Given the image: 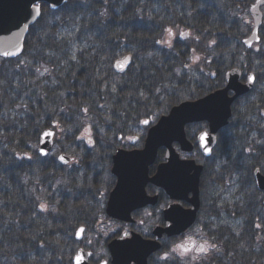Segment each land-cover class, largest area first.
<instances>
[{"label": "trees", "instance_id": "trees-1", "mask_svg": "<svg viewBox=\"0 0 264 264\" xmlns=\"http://www.w3.org/2000/svg\"><path fill=\"white\" fill-rule=\"evenodd\" d=\"M254 1L45 5L23 53L0 64V264H73L66 217L79 196L94 213L93 192L109 175L115 151L131 147L133 136L142 141L145 120L153 124L181 101L223 86L233 67L254 73L255 86L234 102L219 135L223 151L206 173L218 191L230 184L229 206L221 208L242 222L219 213L214 204L221 199L206 197L207 212L216 213L208 228L221 238L230 264H263L264 192L255 187L253 170L264 171V143L258 142L264 141V19L259 41L244 44ZM47 128L57 131L56 142L75 164L39 155Z\"/></svg>", "mask_w": 264, "mask_h": 264}, {"label": "water", "instance_id": "water-1", "mask_svg": "<svg viewBox=\"0 0 264 264\" xmlns=\"http://www.w3.org/2000/svg\"><path fill=\"white\" fill-rule=\"evenodd\" d=\"M40 2L49 3L53 8H57L65 0H0V56L16 57L22 53L24 47L23 42L28 33L29 26L41 15H37L36 13V5ZM260 3H264V0H259V3L252 9V14L256 18V21H259L260 17L258 11ZM253 39H256L255 34L250 40L246 41L247 45H250ZM240 76V70H233L228 73L230 85L225 89L216 91L197 101L184 102L174 107L168 116L162 117L158 124L150 129L143 150L133 152L119 151L114 156L113 173L118 177V184L112 193L111 207L113 200L123 191L128 192L131 189H135L140 193L144 192L146 183L151 180L148 178L149 166L154 163L158 149L161 146L165 145L168 148H172V142L179 141L183 144L185 150L191 148L185 139L184 128L186 123L195 120H207L210 122L212 131L218 130L220 126L227 123L230 116L231 103L235 99V97L230 98L228 96L229 89L236 91V95H240L249 91L252 87V81L248 85L241 84L238 81ZM52 138V131L46 130L42 133L39 148L41 155H46L51 150ZM208 140L211 142V137ZM61 157L66 159L64 156ZM160 168V176H170V182L166 185L167 189L175 192H178L179 187L185 184V177L191 173V169H195V173L197 172L194 174V177L201 172V167L195 166L193 162L180 160L176 154L173 155L172 151L169 152L168 162L160 166ZM194 177L192 176V180L196 184ZM257 179L260 188L263 187L264 177L257 175ZM155 182L160 184V178L158 177ZM192 219L193 215L191 214L189 221ZM140 243L142 245L139 256L141 261H143L145 252L151 250L150 248L153 249L155 244L154 242ZM127 252V249L120 251V248L116 252L113 251V263L120 262V258L123 256L127 257L125 254ZM140 264H145V262H141Z\"/></svg>", "mask_w": 264, "mask_h": 264}, {"label": "flooded vegetation", "instance_id": "flooded-vegetation-1", "mask_svg": "<svg viewBox=\"0 0 264 264\" xmlns=\"http://www.w3.org/2000/svg\"><path fill=\"white\" fill-rule=\"evenodd\" d=\"M196 144L197 146H194L193 154L182 153V157L187 160L195 161L198 165H201L203 167L202 173L201 175L199 174L200 176L197 175L194 177V174L197 172L191 171V173L185 177V184L179 187L178 192H169L164 183L162 187L158 188L149 185L147 187V195H141L140 192L135 189H131L127 193L124 191L115 202L116 207L119 209H112V212L119 218L111 217L107 213L110 195L116 187V182H114L115 185H113L114 187L110 190H101L98 193V199L101 200L102 205L105 204L106 206L104 219L108 230L106 231L102 243L100 240L102 234L93 240L97 248L105 252L108 250L109 243L112 240L133 233H139L143 235L145 239L159 243L156 250L148 256L147 264H163L164 261L168 260L169 251L167 250H170L172 246L176 248L178 244H184L187 249H194L193 244L196 247L204 246L203 243H199L198 241H201V238L202 241H206L203 238L209 239L208 228L206 227L207 222L203 221L210 214V212H207L205 198L211 197L213 199H221L220 202L214 204V206L216 204L218 205L220 208L219 213L221 214V211H224L221 207L229 206L226 186L229 188L230 184H227L222 190L217 191L216 184L213 181H208L207 178H213V176L206 173L207 164L210 160L217 161L216 155L219 150L212 149L213 146L211 147L207 142V147L211 149V153H208L205 151V141H196ZM132 145L133 149L125 150L141 149L143 146L137 139L134 140ZM176 147L180 150L183 149V146L180 144L176 145ZM221 158L222 156H219L218 160ZM166 163L167 159L162 157L161 163L159 162L158 166ZM192 176L196 184L192 180ZM144 198H149L150 202L145 201ZM174 205H180L188 212L190 210H195L197 212V219L195 222L188 226V228H185L195 219L196 212L193 211L188 214V212L172 210L168 213L170 207ZM191 214L193 215V219L189 221ZM211 214L216 213L212 211ZM81 222L83 223L84 233L93 231V216L87 214V217L81 219ZM209 227L212 228L211 225H209ZM196 229L201 230L200 234L195 233ZM218 230H220V228H218ZM189 237H191V240H189ZM85 238L86 236L84 235L83 239ZM184 238H186V240ZM103 243L105 248H103ZM90 253V262L93 264H104L103 262L107 260V264H110L107 255V259H97L93 254L94 251L90 250ZM101 256H103V254ZM131 264H138V258H132Z\"/></svg>", "mask_w": 264, "mask_h": 264}, {"label": "snow or ice", "instance_id": "snow-or-ice-1", "mask_svg": "<svg viewBox=\"0 0 264 264\" xmlns=\"http://www.w3.org/2000/svg\"><path fill=\"white\" fill-rule=\"evenodd\" d=\"M36 13H37V15H40L41 14L39 5H37V7H36ZM170 31L171 30H169V32ZM5 55H7V53H5ZM127 62H128V59H125L124 63H127ZM45 71H47V69H45ZM254 79H255L254 77H249V80L250 81H253L254 82ZM85 111H87V109H85ZM144 123L147 124L148 121H144ZM49 135H51V133H49ZM208 139H209V133L205 132L201 136V140L202 141H205V151L208 152V153H211V149L207 147V141H208ZM60 159L63 160L64 158L61 157ZM42 207H43V205H42ZM174 211H179V209H174ZM81 232H83V229H81ZM189 240H191V237H189ZM213 247H214V245H213ZM181 248H183L185 252L188 251L187 247L185 245H183V244H178L176 246V248L173 249V251L174 252L180 251ZM205 250H206L205 248H203V247L201 248V251H205ZM81 259H82V257H78V264H79V262H80ZM104 264H107V262L105 261Z\"/></svg>", "mask_w": 264, "mask_h": 264}, {"label": "rangeland", "instance_id": "rangeland-1", "mask_svg": "<svg viewBox=\"0 0 264 264\" xmlns=\"http://www.w3.org/2000/svg\"><path fill=\"white\" fill-rule=\"evenodd\" d=\"M243 19H246V18H243ZM59 145H60V144H59ZM58 149H61V148H57V150H58Z\"/></svg>", "mask_w": 264, "mask_h": 264}]
</instances>
